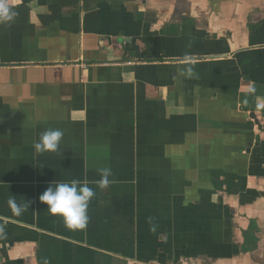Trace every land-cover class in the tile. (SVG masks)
<instances>
[{"label":"crops","instance_id":"crops-1","mask_svg":"<svg viewBox=\"0 0 264 264\" xmlns=\"http://www.w3.org/2000/svg\"><path fill=\"white\" fill-rule=\"evenodd\" d=\"M9 2L4 264H264V0ZM72 180L95 193L79 229L39 199Z\"/></svg>","mask_w":264,"mask_h":264},{"label":"clouds","instance_id":"clouds-1","mask_svg":"<svg viewBox=\"0 0 264 264\" xmlns=\"http://www.w3.org/2000/svg\"><path fill=\"white\" fill-rule=\"evenodd\" d=\"M14 12L9 0H0V22H9L13 19ZM255 91V89H250ZM264 109V103L257 105ZM64 133L60 129H48L40 134L39 140L34 141L33 147L37 153L56 152L59 148ZM111 169L101 170L99 185L106 188L109 184ZM95 195L93 189L87 184H81L79 180H72L69 183H56L50 186L40 195L41 202L47 205V210L53 215L63 218L69 228H84L88 221L87 209L91 198ZM12 207L16 214L23 210L22 206L12 201Z\"/></svg>","mask_w":264,"mask_h":264},{"label":"built area","instance_id":"built-area-1","mask_svg":"<svg viewBox=\"0 0 264 264\" xmlns=\"http://www.w3.org/2000/svg\"><path fill=\"white\" fill-rule=\"evenodd\" d=\"M0 264H4L2 258H1V254H0Z\"/></svg>","mask_w":264,"mask_h":264}]
</instances>
